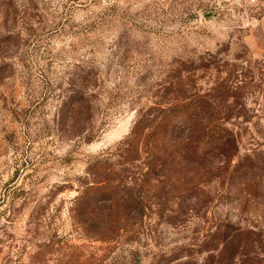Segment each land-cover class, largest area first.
Wrapping results in <instances>:
<instances>
[{"label": "rangeland", "instance_id": "1", "mask_svg": "<svg viewBox=\"0 0 264 264\" xmlns=\"http://www.w3.org/2000/svg\"><path fill=\"white\" fill-rule=\"evenodd\" d=\"M253 149L264 0H0V264H227V234L264 228V174L229 178ZM109 172L94 198L148 207L84 231L74 199Z\"/></svg>", "mask_w": 264, "mask_h": 264}, {"label": "trees", "instance_id": "2", "mask_svg": "<svg viewBox=\"0 0 264 264\" xmlns=\"http://www.w3.org/2000/svg\"><path fill=\"white\" fill-rule=\"evenodd\" d=\"M223 64L226 65L227 62ZM227 70L229 72H232L234 69L233 67H227ZM179 103L183 105V103L185 104L187 102L180 101ZM188 129H191V127H188ZM229 137H231L234 143V141L236 140V134L231 133V136ZM192 150L193 145H191L190 143H185L181 147H176V144L174 143L169 153H192ZM147 153L149 154V158L146 161L142 162L144 165L142 168L146 169L150 167V162L155 156L152 149H149ZM227 158L229 157L227 156ZM228 163L231 166L229 171V178H231L236 173L241 174V172L243 174L247 172H253L255 177L259 174H264V152L259 149H253L252 152L245 153L235 163ZM110 172L107 173V175L102 179L93 180L91 183L86 184L82 192L74 199L72 214L74 219H76L78 223L82 224V229L84 231H86L87 229V224L90 221L94 220V217H98L100 215L97 209L102 208H100L98 205H102L103 208H105L106 213L105 215H100L101 220L105 225L106 230L110 231L111 233L113 232V234H117L120 229L119 221L126 222L128 220H131L132 216L130 215V211L128 212V210L132 209L133 207L136 209L144 210V208L148 207L145 206L142 202H133V200H131V198L133 197L132 191H130V193H125L126 198H120L118 194H112L105 199L94 198V195L97 192L109 190L111 189L112 185H117L118 187L125 186V182L117 183V180H115L111 176ZM90 194L91 196H89ZM91 198L93 199L91 200ZM94 206H96L97 209H94ZM140 214L141 212L138 213L139 216ZM243 229L244 228L238 227L232 233L226 235L224 241H222V246L215 254L216 257L219 258L220 263L224 260H229V263L227 264H232L230 263V259L234 257L237 251H239V255L242 257L241 259L250 261L248 264H264V228L262 226L253 227V229H247V231L249 232H246ZM239 238H243V242L241 241L240 243V241H238ZM239 246H242L241 249H239ZM227 249H230L231 251L226 254ZM240 264L247 263L240 262Z\"/></svg>", "mask_w": 264, "mask_h": 264}]
</instances>
